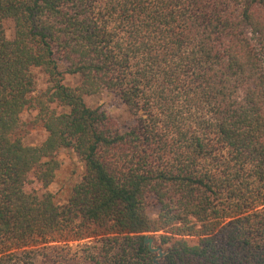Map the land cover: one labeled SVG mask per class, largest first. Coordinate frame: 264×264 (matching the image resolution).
Listing matches in <instances>:
<instances>
[{
  "label": "trees",
  "instance_id": "trees-1",
  "mask_svg": "<svg viewBox=\"0 0 264 264\" xmlns=\"http://www.w3.org/2000/svg\"><path fill=\"white\" fill-rule=\"evenodd\" d=\"M103 92L129 127L86 105ZM64 150L68 200L29 193ZM146 237L161 264H264V0H0V264H154Z\"/></svg>",
  "mask_w": 264,
  "mask_h": 264
},
{
  "label": "rangeland",
  "instance_id": "rangeland-1",
  "mask_svg": "<svg viewBox=\"0 0 264 264\" xmlns=\"http://www.w3.org/2000/svg\"><path fill=\"white\" fill-rule=\"evenodd\" d=\"M4 27L7 38L12 40L14 38L13 22L5 21ZM34 74L36 78V89L34 95H38L42 92H45L49 88V77L41 69H36ZM63 83L68 87L76 88L81 84V79L79 76L66 74L64 76ZM84 101L86 105L92 109H101L110 113L122 129H126L132 124V117L129 114L126 106L122 104V102L119 101L114 95L108 92H103L93 96H85ZM52 107L58 112L63 110L61 107L56 105H53ZM37 115L38 111L34 109L28 110L21 115V124L23 127L20 131V135H22L24 143L27 145H40L47 138V133L42 128V126L33 125ZM58 159L61 163V167L56 174L54 182L51 185H49L47 188H44L42 184L36 180V176L32 173L29 176V182L26 185V190L29 193H36L40 196L46 192H50L53 194L56 203L64 204L68 200L71 188L81 180L84 174V165L78 156L69 150L62 151L58 156ZM78 244L79 243L76 242L70 245L73 246V248H76ZM158 245L159 243L154 240L153 247L160 248L162 250V248L158 247Z\"/></svg>",
  "mask_w": 264,
  "mask_h": 264
},
{
  "label": "water",
  "instance_id": "water-1",
  "mask_svg": "<svg viewBox=\"0 0 264 264\" xmlns=\"http://www.w3.org/2000/svg\"><path fill=\"white\" fill-rule=\"evenodd\" d=\"M145 244L148 245L149 249L153 253H158V256H156L155 259H154V264H161L160 263V259L162 258V256L164 255V253L162 252V250L160 248H154L153 247L154 246V240H153V238L146 237Z\"/></svg>",
  "mask_w": 264,
  "mask_h": 264
}]
</instances>
